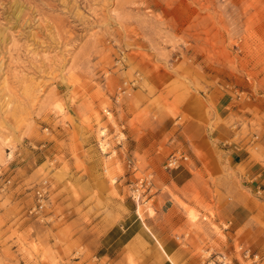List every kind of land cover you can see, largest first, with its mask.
Returning <instances> with one entry per match:
<instances>
[{"label": "rangeland", "instance_id": "rangeland-1", "mask_svg": "<svg viewBox=\"0 0 264 264\" xmlns=\"http://www.w3.org/2000/svg\"><path fill=\"white\" fill-rule=\"evenodd\" d=\"M190 122L230 127L264 165V0H0V264H108L104 235L154 215L157 186L191 165ZM224 176L207 180L243 185ZM240 192L262 234L264 191ZM201 207L184 206L183 241L233 264L229 226ZM262 237L247 254L233 238L235 257L264 264Z\"/></svg>", "mask_w": 264, "mask_h": 264}, {"label": "crops", "instance_id": "crops-1", "mask_svg": "<svg viewBox=\"0 0 264 264\" xmlns=\"http://www.w3.org/2000/svg\"><path fill=\"white\" fill-rule=\"evenodd\" d=\"M185 132L189 140L184 144V151L191 165L171 171L168 185L157 186L154 197L160 198L161 202L156 204L154 215L140 216L136 211L128 221L129 215L125 222L112 226L104 235L103 238L107 236L106 246H103L105 251L100 258L108 257V264H128L129 258L135 260V264H200L199 259L192 255L194 246L183 240L189 226L184 206L202 214L201 203L213 206L215 214L211 221L215 225L220 226L223 222L229 226L225 229L220 227L227 246L224 247L223 242L218 243L225 253L233 255V264H242L245 256L235 257L233 238L241 239L247 254L249 249H254V237H264V232L261 234V230H255L252 225L254 201L240 192L243 189L253 196L254 192L264 191V165L251 159L245 151L244 141L235 142L234 131L224 124L220 123L211 130L201 123L190 122ZM228 169L243 185H210L208 175L220 180ZM231 187L239 189V192H229ZM238 198L241 202H237ZM115 227L116 231H113ZM239 228L242 230L238 234ZM111 232L114 235L109 236ZM205 232L204 236L217 241L213 231ZM115 242L117 248L111 252Z\"/></svg>", "mask_w": 264, "mask_h": 264}, {"label": "built area", "instance_id": "built-area-1", "mask_svg": "<svg viewBox=\"0 0 264 264\" xmlns=\"http://www.w3.org/2000/svg\"><path fill=\"white\" fill-rule=\"evenodd\" d=\"M181 158L184 159V160L186 159L185 157L176 158L175 156H171L169 161H168V166H172V165L176 164L179 160H181ZM37 194L39 196L42 195L39 191L37 192Z\"/></svg>", "mask_w": 264, "mask_h": 264}]
</instances>
